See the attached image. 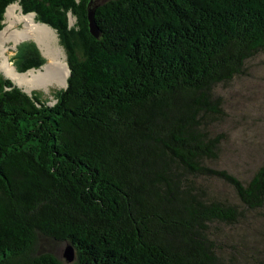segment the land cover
Returning a JSON list of instances; mask_svg holds the SVG:
<instances>
[{
  "label": "trees",
  "instance_id": "1",
  "mask_svg": "<svg viewBox=\"0 0 264 264\" xmlns=\"http://www.w3.org/2000/svg\"><path fill=\"white\" fill-rule=\"evenodd\" d=\"M12 3L56 31L70 73L51 105L0 74V264H62L42 238L77 264H243L216 230L264 207V160L247 181L211 165L212 127L217 86L264 52V0H0V31ZM17 53L19 72L44 63Z\"/></svg>",
  "mask_w": 264,
  "mask_h": 264
},
{
  "label": "rangeland",
  "instance_id": "2",
  "mask_svg": "<svg viewBox=\"0 0 264 264\" xmlns=\"http://www.w3.org/2000/svg\"><path fill=\"white\" fill-rule=\"evenodd\" d=\"M12 4L17 5V12L21 10L18 3ZM5 18L4 15V26ZM70 23H74V18H70ZM16 26H20V24ZM53 31L56 34L55 43L61 50V58L66 61L65 50L60 44L56 31L54 29ZM28 43L33 44L44 59V63L39 68L29 70L37 71L49 61L51 62L50 57L44 49L40 48L41 46L36 40L25 39L18 43L13 40L6 41L4 54L10 66L18 74L29 71L19 72L16 67L17 52L19 48ZM0 74L11 78L1 69ZM11 79L24 92L36 94L47 105L55 102L56 92L66 85L53 83L49 84L47 88H30L25 83H18L13 78ZM216 92L223 97L224 115L214 122L212 129L215 134L222 133L224 140L221 144L219 159L211 162V165L226 169L247 181L264 160V52L249 59L245 65L244 73L226 84L217 86ZM204 184L211 196L234 199L231 187L224 182L207 179ZM218 226L216 233L224 255L233 257L237 262L243 264H250L255 259H264V207L258 211H247L246 218L237 225L223 226L221 224ZM67 245L68 243L65 241H54L49 238L40 240V249L52 252L62 264H77L76 257L71 262L65 260L63 253Z\"/></svg>",
  "mask_w": 264,
  "mask_h": 264
},
{
  "label": "bare ground",
  "instance_id": "3",
  "mask_svg": "<svg viewBox=\"0 0 264 264\" xmlns=\"http://www.w3.org/2000/svg\"><path fill=\"white\" fill-rule=\"evenodd\" d=\"M16 7V4H11L5 11V26L0 31V69L13 80L25 83L30 88H47L53 83L65 85L69 76V68L67 62L61 58V50L55 43V32L46 24L36 22L34 14H24L21 10L17 12ZM17 24L20 26H16ZM25 39L36 40L40 48L44 49L50 57L51 62L49 61L37 71L29 70L18 74L7 61L4 44L10 40L18 43Z\"/></svg>",
  "mask_w": 264,
  "mask_h": 264
},
{
  "label": "water",
  "instance_id": "4",
  "mask_svg": "<svg viewBox=\"0 0 264 264\" xmlns=\"http://www.w3.org/2000/svg\"><path fill=\"white\" fill-rule=\"evenodd\" d=\"M5 15V14H4ZM93 16H94V12L92 9H88V21H89V29H90V32L93 34V35H97V27H96V24L94 22V19H93ZM69 73H70V70H69ZM11 81L12 79L9 78ZM66 87V85H65ZM30 95V94H29ZM63 256L65 258V260L67 262H71L74 260L75 258V251H74V248L71 246V245H67L66 247V250L65 252L63 253Z\"/></svg>",
  "mask_w": 264,
  "mask_h": 264
}]
</instances>
